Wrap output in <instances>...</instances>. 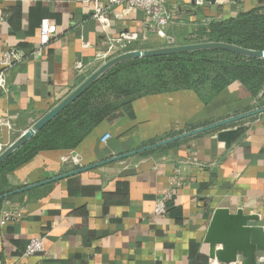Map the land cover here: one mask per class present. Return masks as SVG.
Listing matches in <instances>:
<instances>
[{"label":"crops","instance_id":"crops-1","mask_svg":"<svg viewBox=\"0 0 264 264\" xmlns=\"http://www.w3.org/2000/svg\"><path fill=\"white\" fill-rule=\"evenodd\" d=\"M165 3L177 11L165 30L175 39L179 33L191 38L204 22L232 18L264 0L200 8L191 0ZM111 10L104 34L92 8L77 0H0V57L9 48L25 55L8 71L6 90L0 91V144L20 136L74 90L80 76L99 68L95 56L107 36L135 32V45L163 43L145 32L142 12ZM44 19L50 40L36 59ZM263 93L253 97L234 80L208 97L191 89L144 95L73 145L42 150L3 172L0 264H222L209 257L204 243L215 209L250 216L249 226L264 229V112L143 149L263 109ZM237 127L243 131L231 145L218 140V132ZM168 195L165 211L155 214L157 201ZM5 217L9 221L2 225ZM33 238L43 239V252L24 257Z\"/></svg>","mask_w":264,"mask_h":264},{"label":"trees","instance_id":"trees-1","mask_svg":"<svg viewBox=\"0 0 264 264\" xmlns=\"http://www.w3.org/2000/svg\"><path fill=\"white\" fill-rule=\"evenodd\" d=\"M197 34L207 36L211 42L264 51V5L225 20L204 22ZM128 70L141 75L120 77V72ZM234 80L244 84L256 97L264 90V59L206 50L120 63L105 72L77 100L2 162L0 174L42 150L73 145L93 126L138 97L176 89H191L208 97ZM259 103L264 106V93Z\"/></svg>","mask_w":264,"mask_h":264},{"label":"water","instance_id":"water-1","mask_svg":"<svg viewBox=\"0 0 264 264\" xmlns=\"http://www.w3.org/2000/svg\"><path fill=\"white\" fill-rule=\"evenodd\" d=\"M206 1L211 5H214L215 2L214 0ZM191 4L193 5V2ZM206 50H220L247 58L259 60L264 59V51L249 50L226 43L215 42L181 45L169 48L129 51L101 65L94 73L87 77L81 84H79L74 90H72L61 101H59L52 109H50L36 122H34L31 127L25 130L12 144H10L2 153H0V164L20 147H22L29 139H31L37 132H39L44 126L52 121L70 104L77 100L95 81H97L112 67L126 61L141 58H151ZM35 79V84L38 87L39 72H36ZM262 112H264V108L239 117L221 121L214 125L207 126L193 132L180 135L178 137L164 140L143 150L157 148L185 137L224 127ZM242 131L243 127L222 130L217 134L218 140L223 142L228 147ZM2 199L3 197L0 196V201ZM251 219L252 217L244 216L240 212L236 214H230L229 211L225 209H215L204 237V243L209 246V257L215 258L219 263L222 264H231L237 262V258H240L239 260L241 264H257V254L264 253V229L260 227L249 226L248 222L251 221ZM218 244L221 245V249L215 251V246Z\"/></svg>","mask_w":264,"mask_h":264},{"label":"built area","instance_id":"built-area-1","mask_svg":"<svg viewBox=\"0 0 264 264\" xmlns=\"http://www.w3.org/2000/svg\"><path fill=\"white\" fill-rule=\"evenodd\" d=\"M213 6H221L224 2L233 0H214ZM238 1V0H237ZM233 1V2H237ZM78 3L88 5L92 8V19L98 21L101 25V31L106 34L109 30L108 13L111 8H121L123 12L140 11L144 15V30L148 35H153L160 39L163 43L171 45L175 42L174 38L168 36L165 32L166 27L171 24L176 17L177 11L166 5L165 0H108L106 4L102 0H77ZM193 7L200 8L205 4H210L206 0H191ZM211 5V4H210ZM50 25L46 19L40 21L39 25V50L34 53V57L39 59L43 49L48 45L50 40ZM139 40V35L135 32H123L117 37H106L105 48L95 56V61L106 63L113 54L121 52L125 47L134 44ZM129 52V51H128ZM127 53L123 52L122 54ZM120 54V55H122ZM119 56V55H118ZM117 57V55H116ZM115 58V57H114ZM113 59V58H112ZM107 60V61H106ZM111 60V59H110ZM25 61L23 51L17 48H9L5 50L0 57V91L5 92L7 87V73L14 66ZM106 61V62H105ZM102 64V65H103ZM78 71L82 70V65L77 64ZM1 127V125H0ZM108 136L102 141L105 142ZM171 199L168 195L163 199H159L155 206V214L160 215L166 209V203ZM9 221V217H5L1 224ZM43 239L33 238L29 241L24 257H32L43 252ZM257 264H264V254L260 256ZM231 264H241L239 261Z\"/></svg>","mask_w":264,"mask_h":264},{"label":"rangeland","instance_id":"rangeland-1","mask_svg":"<svg viewBox=\"0 0 264 264\" xmlns=\"http://www.w3.org/2000/svg\"><path fill=\"white\" fill-rule=\"evenodd\" d=\"M179 35H180V37L179 38H175L176 40L174 39L175 42L173 44L167 45L165 43H161L160 46H159V48H169V47H174V46L192 45V44H201V43H210L211 42V41H209V39H207V36L203 37V36H199L198 34L194 35L191 38H187L186 35H185V33H179ZM150 46H151L150 44H148L147 46L146 45H135V43L134 44H130L127 47H125L121 52H119L117 54H113V56L112 57H109L107 60H110V59L116 57V55L118 56V55L122 54L123 52H128V51H133V50H149V49H152V48L158 49V48L150 47ZM102 64L103 63H101V62H97V66L98 67H100ZM89 74L90 73H87L86 76L85 75L80 76V78L78 79V83L79 82L81 83L86 77L89 76ZM140 75L141 74L138 73L137 71H132V70L131 71L128 70V71H122V72H120V77H126V78H136V77H138ZM203 80H204V78L203 79H200L199 82L201 83ZM173 85H177V83H173ZM178 86H180V85L178 84ZM36 121H34V122H36ZM31 126H32V124H31ZM18 137H19V135L16 133L14 136H12L11 141L8 144H6V145L0 144V153H2Z\"/></svg>","mask_w":264,"mask_h":264}]
</instances>
